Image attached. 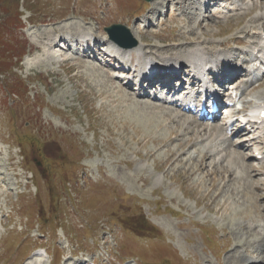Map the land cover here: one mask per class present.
Wrapping results in <instances>:
<instances>
[{
    "label": "rangeland",
    "instance_id": "1",
    "mask_svg": "<svg viewBox=\"0 0 264 264\" xmlns=\"http://www.w3.org/2000/svg\"><path fill=\"white\" fill-rule=\"evenodd\" d=\"M176 1L0 0V23L12 24L2 32L0 57L26 52L0 66V264H250L238 258L237 244L249 256L264 252V240L252 246L247 228L250 219L264 225V162L241 136L207 138L222 121L178 124L164 115L168 106L98 74L97 67L112 76L114 60L94 63L53 49L67 31L107 38L105 28L115 23L158 52L203 39L227 43L223 49L264 40L263 23L253 21L264 14V0H238V12L217 20L199 14V25ZM188 11L198 12L194 5ZM255 84H243L233 121L252 113L264 78ZM9 91L20 98L12 101ZM234 148L246 168L223 161ZM139 213L154 235L126 230ZM37 247L49 254L40 248L28 257Z\"/></svg>",
    "mask_w": 264,
    "mask_h": 264
},
{
    "label": "bare ground",
    "instance_id": "2",
    "mask_svg": "<svg viewBox=\"0 0 264 264\" xmlns=\"http://www.w3.org/2000/svg\"><path fill=\"white\" fill-rule=\"evenodd\" d=\"M154 1H156V2H154ZM154 1H152L151 3L152 4L153 3L156 4L158 0H154ZM177 1H176V3L180 4V7L178 9L183 10V13L186 15V17L189 16L191 18L190 20H194L197 25H199L198 22L201 21V20H198V18H197L198 17L197 16L198 12L197 11L196 12L188 11V8L190 6H192V5L196 6V10H197V8H198V6L200 4L199 10H202V13L204 14V16L206 18L210 19L209 15H211L212 19H215V20L219 19L222 16H227L226 14L229 13V12H236V11L239 10V7L237 6V4H233L230 8L227 9V12H225L223 10V8L226 5H228L229 4L228 3V4H225V6H221L220 8H217V10L214 11L212 14H209V10L211 9V4H208V5L206 4L205 5V3H204L205 1H203V0H192L190 3H189V0H179V2H177ZM203 4H204L205 7H204V9H201V5H203ZM253 21L254 22L255 21L262 22L263 25H264V14H258L257 16H255ZM147 22H148V27H150L151 25H149V23L150 24L152 23L151 20L147 19ZM77 31L79 32V30H77ZM192 31H194V30L192 29L191 32ZM72 32L73 31H71V30L67 31V34H69V35L73 34L72 36L75 37V34L72 33ZM133 32H135V31H133ZM90 33L88 35H90V36L91 35H95V33H93V32H90ZM245 33L249 34L250 32H245ZM84 34L85 33L79 32V35H80L79 37L83 36ZM254 35L257 36L259 34L256 31H254ZM49 39L50 38H48L47 40H49ZM53 40H54V38L50 39V41H53ZM75 41H79V38L76 37ZM109 41L111 43H113L111 40H109ZM42 42H45V41H42ZM211 43H213V42H211ZM211 43L209 41H206V40L203 39V40H199V41L195 42L191 46L186 47L184 50L183 49L172 50V48H171L170 50L163 51V52H158L156 50L152 51L151 49L150 50L146 49L144 47V45H143V41L142 40H140V42H139V44L137 46H135L134 48H129V49L122 48V47H120L119 45H117L115 43H113V44H115L116 46L121 48L120 50H121L123 55L127 54L128 52H134V51L140 52L141 55L139 57H137L136 59L141 64V70H147V72H145V75L150 74V75L155 77L156 75L162 73L159 70H168L169 69L168 72H170L173 75H177V70L179 69V66L188 65V64L189 65L192 64V65L196 66V65H200V64H202L204 62H209V61H213V60L222 59V58H224L225 56H227L229 54L225 49L222 48V46L227 44V43H221L220 45H216L215 44L214 46H211ZM146 45H147V43H146ZM256 46H253V47H252V45L248 46L246 52H249L251 49L255 48ZM50 47H53V46H50ZM53 49L57 50V48H55V47H53ZM238 50H241V48L238 49ZM96 51H97V49H96ZM260 52H262V51H260ZM231 53H234V50H231ZM235 62L240 64L241 66H244L243 65L244 61H242V62L238 61V58H236ZM247 63H253V66H254L255 61L247 59ZM94 65L97 67V64H94ZM246 67L250 68L248 65ZM97 68L98 69H96V70H98V72H100L98 74H100V75L102 74V75L106 76L110 82H115L114 78L110 74L107 73L106 69L102 70V71H105V73H106V74H103L99 70L100 68L99 67H97ZM255 83H256L255 80L252 79V86ZM260 96L262 98V101L264 102V90H263V92L261 93ZM258 106H261V105H258ZM263 108H264V106H263ZM258 110H260V109L256 108V106H254L253 109H252V112H253L252 120L256 122V125H252V127L256 128L258 130L257 133L259 134L256 142L253 144V146L256 147V150H260L259 146H261V145L264 146V119L260 118L256 114V111H258ZM167 112H168V114H171L172 116H174V118H178V119H175L176 122H178V124H182V121H183L184 124H186V126L188 128H190L193 125V123H194L193 120H191L190 118H187L184 115L183 116L182 115H177V114L174 115V113H175L174 110L164 111V115ZM162 114L163 113L161 112V115ZM175 120H174V122H175ZM195 130H196V127H195ZM224 131H225V128L223 126H221L220 124H217L214 127L210 128L209 132H211V133L206 131L205 135L207 136V138L213 137V135H215L216 133H221L222 135H226ZM239 131L243 132L241 130H239ZM226 139L227 138H225V140ZM258 143H260V144L258 145ZM211 149L220 151V148H217L216 145H214V144L205 145V150L206 151L211 150ZM229 151L230 152L228 154H226V158H224L223 161L226 160L227 157H228L229 160L233 161L234 164H235V162H237V163L241 162L243 167H245V168L247 167V166H244V165H247L245 163L246 160L244 161L245 156H242V154L240 152H238L235 148L234 149H230ZM219 153H221V151ZM261 153H263V151ZM229 165L230 164H228V166ZM249 168H251L250 169L251 171L254 170L251 166H249ZM235 173H236V171H235ZM248 173H249V170L246 173V177L249 176ZM262 214L264 215V213H262ZM254 222L255 221H253V219L247 220V228L249 229L250 232H252V236L254 237L251 240V245L254 246V247L260 248V246H263L264 225L255 224ZM236 246L239 247L237 255H238V258L241 259V262H243V261H245V262L251 261L250 264H264V255H263L264 252L261 251V253L259 254L258 257H253L251 255L249 256V255L245 254L243 251H240V249L244 248V246L241 247L240 244H237ZM34 257L35 256H33L32 258H34ZM234 257H235V254H234ZM33 263H34V261H30L29 262V264H33ZM73 264H81V262L79 260H77Z\"/></svg>",
    "mask_w": 264,
    "mask_h": 264
},
{
    "label": "trees",
    "instance_id": "3",
    "mask_svg": "<svg viewBox=\"0 0 264 264\" xmlns=\"http://www.w3.org/2000/svg\"><path fill=\"white\" fill-rule=\"evenodd\" d=\"M11 22L10 20H5L4 22L0 23V50L3 52L4 48L1 46L6 45L7 43L3 40V36H2V32L5 30L7 32H9L10 27H11ZM13 49L11 48L9 52H12ZM25 53V51H24ZM23 54H21L20 56H22ZM14 56H19L15 53L11 54V57H0V66H5L7 65V60L13 59ZM136 220H138L139 222L137 223H131L130 225H128L127 227L133 231H135L137 234L139 235H146V234H152L154 235V231H155V227L153 225H151L149 223V221L146 219V217L139 213L136 216H134Z\"/></svg>",
    "mask_w": 264,
    "mask_h": 264
},
{
    "label": "water",
    "instance_id": "4",
    "mask_svg": "<svg viewBox=\"0 0 264 264\" xmlns=\"http://www.w3.org/2000/svg\"><path fill=\"white\" fill-rule=\"evenodd\" d=\"M107 31L109 32L112 39L123 45L134 46L137 44V40L132 37L130 30L124 25L110 26L107 28ZM127 40H129V42Z\"/></svg>",
    "mask_w": 264,
    "mask_h": 264
}]
</instances>
